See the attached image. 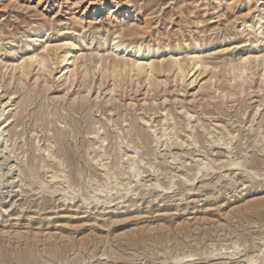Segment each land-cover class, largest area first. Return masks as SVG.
<instances>
[{
  "label": "rangeland",
  "instance_id": "obj_1",
  "mask_svg": "<svg viewBox=\"0 0 264 264\" xmlns=\"http://www.w3.org/2000/svg\"><path fill=\"white\" fill-rule=\"evenodd\" d=\"M263 74L264 0H0V264H264Z\"/></svg>",
  "mask_w": 264,
  "mask_h": 264
},
{
  "label": "bare ground",
  "instance_id": "obj_2",
  "mask_svg": "<svg viewBox=\"0 0 264 264\" xmlns=\"http://www.w3.org/2000/svg\"><path fill=\"white\" fill-rule=\"evenodd\" d=\"M119 43V41L117 40V41H113L112 43H111V45H112V47H114L115 48V50H121V49H123V51H126L127 49H128V46L127 45H122V44H118ZM73 49H67L66 50V52H65V54L63 55V57H62V60H61V62H63V64H66L67 65V63L68 62H70V60L73 58ZM75 57V56H74ZM199 57V56H198ZM27 59H29L30 60V62L27 64V60H25V62L24 63H22L21 64V71H22V73H25V74H27L28 73V70H27V68H28V66L31 64V63H34V61L36 60V57L34 58V56H31V57H29V58H27ZM147 59V58H146ZM114 60V59H113ZM41 63H42V65H43V67H47V60L45 59V58H43V56H41ZM71 63L73 64V61H71ZM204 65V64H203ZM71 67V66H70ZM131 68L129 69L130 71H132V70H134V67L136 68V71L138 72V73H142V72H146V68L147 67H149V69H150V74H153V72L155 71V65L151 62V61H147V60H144L142 57L140 58L139 57V59L138 60H136L135 62H133V63H131V66H130ZM160 69H164L163 67H164V64L161 62L160 63ZM67 68V67H66ZM178 68H179V72H180V75H181V77H183L185 74H187L188 73V70H186V67L184 66V65H182V64H179V66H178ZM177 67H176V69H178ZM65 69V68H64ZM175 70V69H174ZM187 71V72H186ZM243 71L244 70H241V74H243ZM115 72V70H113V73ZM146 76H147V73H146ZM145 76V77H146ZM149 76L150 75H148V78H149ZM263 76H264V74H263ZM69 80V79H68ZM135 82V81H134ZM115 86V85H114ZM227 95H228V93H226ZM219 139V138H218ZM210 140H212V138L210 139ZM217 141V138H215V139H213L212 140V142H216ZM104 142V141H103ZM102 143V142H101ZM228 143V142H227ZM214 144H216V143H214ZM218 144H226V142H221V140H219L218 141ZM217 144V145H218ZM223 145H221V146H223ZM101 147V146H100ZM121 147V146H120ZM228 147V146H227ZM100 149V148H99ZM218 150V149H217ZM187 153V152H186ZM191 153V152H190ZM101 155H102V153H101ZM177 155H179V154H177ZM104 156V155H103ZM121 157H122V155H121ZM92 158V157H91ZM99 158V157H98ZM101 158V157H100ZM102 158H104V157H102ZM99 160H101V159H99ZM102 162V161H101ZM237 162V161H236ZM99 163V162H98ZM98 163H97V165H98ZM234 164H236L235 162H234ZM103 166V165H102ZM101 167V166H100ZM110 172V171H109ZM106 176V175H105ZM51 177H52V175H51ZM56 177V176H55ZM245 178V177H244ZM150 186V185H149ZM253 261V260H252ZM234 263V262H233ZM237 263V262H236ZM255 264V263H254Z\"/></svg>",
  "mask_w": 264,
  "mask_h": 264
}]
</instances>
